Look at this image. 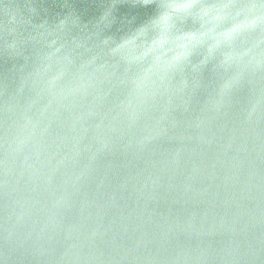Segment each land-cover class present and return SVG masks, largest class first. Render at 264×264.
Masks as SVG:
<instances>
[{
	"label": "clouds",
	"instance_id": "1",
	"mask_svg": "<svg viewBox=\"0 0 264 264\" xmlns=\"http://www.w3.org/2000/svg\"><path fill=\"white\" fill-rule=\"evenodd\" d=\"M104 4L0 0V264H264V0Z\"/></svg>",
	"mask_w": 264,
	"mask_h": 264
},
{
	"label": "water",
	"instance_id": "2",
	"mask_svg": "<svg viewBox=\"0 0 264 264\" xmlns=\"http://www.w3.org/2000/svg\"><path fill=\"white\" fill-rule=\"evenodd\" d=\"M41 2L43 7L48 8L50 14L67 10V7L63 5V0H41ZM69 4L81 15L82 21L85 22L91 18L98 17L105 6L104 0H69ZM151 11L152 9L137 8L129 4H117L114 9L117 22L109 31L116 32L118 28L121 31L126 30V28L121 27L120 22L122 20H131L133 17H136V22H139V20L143 19ZM36 19H39V17ZM10 66V62L0 65V72L6 71Z\"/></svg>",
	"mask_w": 264,
	"mask_h": 264
}]
</instances>
